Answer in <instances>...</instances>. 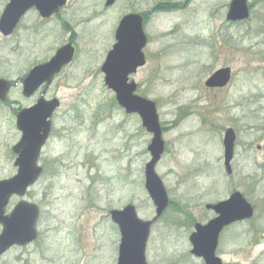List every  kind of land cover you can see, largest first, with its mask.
Wrapping results in <instances>:
<instances>
[{
  "label": "rangeland",
  "instance_id": "obj_1",
  "mask_svg": "<svg viewBox=\"0 0 264 264\" xmlns=\"http://www.w3.org/2000/svg\"><path fill=\"white\" fill-rule=\"evenodd\" d=\"M230 1L195 0L173 17L155 15L145 28V66L130 80L137 96L155 104L164 129L155 173L169 200L150 230L148 264H203L190 255L193 224L211 216L206 204L234 192L254 214L220 235L216 255L222 264H264V0H247L250 16L239 23L225 20ZM76 12L69 9L70 20L85 13ZM110 19L103 15L75 30V58L51 90L60 106L43 155L61 169L54 167L51 178L46 172L35 187L44 196L38 200L41 233L20 261L16 252L0 264H116L119 233L109 211L132 204L141 220L155 216L144 188L151 135L136 114L118 106L100 70L113 45ZM65 39L54 29V46ZM222 68L230 69L228 84L206 88L205 81ZM16 99L12 92L9 100ZM13 109L0 108V180L13 174ZM227 129L236 135L229 177L222 146Z\"/></svg>",
  "mask_w": 264,
  "mask_h": 264
},
{
  "label": "water",
  "instance_id": "obj_2",
  "mask_svg": "<svg viewBox=\"0 0 264 264\" xmlns=\"http://www.w3.org/2000/svg\"><path fill=\"white\" fill-rule=\"evenodd\" d=\"M65 0H58L53 7L64 5ZM13 2L7 7L0 20V31L11 32L15 18ZM249 17L246 0H232L229 5L226 20L229 22L243 21ZM135 19V20H134ZM116 44L108 52L101 67L104 74V84L115 94L117 104L127 114H137L141 124L152 137L147 151L150 160L144 167V188L155 207V218L152 221H142L138 218L133 205L122 210L110 212L111 221L118 227L120 243L116 264H147L145 259L146 244L151 225L167 209L169 201L162 181L155 173V166L164 153V141L158 120L155 104L147 99L135 95L136 84L129 81V76L145 65L142 49L147 39L138 19L128 16L123 19L116 32ZM73 49L65 46L57 51L52 60L43 68L34 70L24 81V94L30 96L37 88L35 79L42 78L49 81L54 78L62 67L72 60ZM230 80V69L223 68L215 71L205 82L206 88H224ZM9 85L0 81V100L8 92ZM56 99L50 102H39L36 106L19 114L17 122L22 132L19 157L16 161L17 173L13 178L0 181V224L4 226V233L0 237V255L12 244L25 245L35 238L34 223L38 210L35 206L20 204L10 218H3V208L13 195L22 196L25 190L39 177L41 169L36 165L40 148L49 133L48 119L58 108ZM236 136L232 129L224 132L223 167L227 175H231V162L234 155ZM15 151V150H14ZM26 205V206H25ZM28 206V207H27ZM30 207V208H29ZM216 215L205 225L196 224L194 232L189 237L190 254L201 259L204 264H222L216 256L218 238L222 230L235 223L249 220L253 216V208L244 197L235 192L225 201L205 206Z\"/></svg>",
  "mask_w": 264,
  "mask_h": 264
},
{
  "label": "flooded vegetation",
  "instance_id": "obj_3",
  "mask_svg": "<svg viewBox=\"0 0 264 264\" xmlns=\"http://www.w3.org/2000/svg\"><path fill=\"white\" fill-rule=\"evenodd\" d=\"M57 1L58 0H0V20L7 7L12 2L14 13L11 16L15 18V23L10 33L5 34L0 31V81L9 85L8 93L3 100H0V108L4 109L10 108V106H15V109L11 112L14 119L15 137L14 142L9 149V152L11 153L9 156V161H11L9 165L13 170V174L2 180L11 178L18 170V167L16 166V161L19 157L17 149H19L18 146H20L22 139V132L19 129L17 122L19 114L25 110L33 108L40 101L50 102L55 98L51 91L55 80L54 78H50L49 81H43V79L40 78L42 76L35 79L38 86L30 96L24 94V81L34 70L46 66L52 60L57 51L66 45H71L74 49L73 62L77 52L76 41L78 34L75 31L77 28L88 26L93 21L101 18V16L109 15V19L111 17L109 23L114 27L112 35L114 45L118 26L126 17L131 16L138 19L145 33L146 26L155 15H171L178 11H184L191 2L195 0H65L64 5L55 8L53 5L54 3H57ZM78 4L81 5V7H78ZM225 6L227 14L229 3ZM69 9L78 10V12H76L77 14L82 11L87 14L84 13V15L78 17V19L70 20ZM54 29H59L66 35L65 41L56 46L53 45ZM66 67L67 66L62 68L60 74ZM12 92L17 98L13 102L9 100V96ZM21 101L30 103H28L27 106L22 107L20 106ZM54 113L48 119V122L50 123L49 133L43 146L40 148L37 159V166L42 169L39 179H37L33 185L28 187L22 196H11L6 206L3 208L2 217L9 219L14 209L20 204L35 206L38 210L37 219L34 223L36 236L34 240L25 245L16 243L10 245L0 255V262L5 258H9L12 253L16 252H18L19 255H17L14 260L20 261V253L34 245L41 233L42 208L38 200L42 201L44 196L42 195L43 189L37 191L35 190V187L41 182V179L46 172H48L49 175V172L52 171L54 167L61 169L60 166H54L56 163L52 161L51 157L46 159L43 155L54 136ZM51 176L52 174L49 175L50 178ZM48 182L47 177L46 185L44 186H49ZM43 193H45V191ZM43 203L45 202L43 201ZM208 212L211 216L208 217L206 223L214 219L216 216L212 211ZM243 222L244 221L235 222L224 228L221 233L228 228ZM196 224L197 223L193 224V227ZM113 226L116 228L115 225ZM3 233L4 226L0 224V237Z\"/></svg>",
  "mask_w": 264,
  "mask_h": 264
},
{
  "label": "bare ground",
  "instance_id": "obj_4",
  "mask_svg": "<svg viewBox=\"0 0 264 264\" xmlns=\"http://www.w3.org/2000/svg\"><path fill=\"white\" fill-rule=\"evenodd\" d=\"M167 17H173V15L167 16Z\"/></svg>",
  "mask_w": 264,
  "mask_h": 264
}]
</instances>
